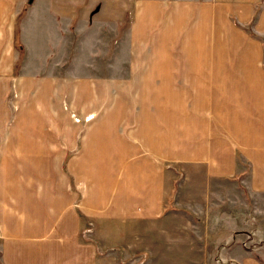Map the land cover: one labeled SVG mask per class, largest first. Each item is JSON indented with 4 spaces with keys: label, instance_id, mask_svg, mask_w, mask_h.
<instances>
[{
    "label": "crops",
    "instance_id": "obj_1",
    "mask_svg": "<svg viewBox=\"0 0 264 264\" xmlns=\"http://www.w3.org/2000/svg\"><path fill=\"white\" fill-rule=\"evenodd\" d=\"M260 39L264 0H0V264H264Z\"/></svg>",
    "mask_w": 264,
    "mask_h": 264
},
{
    "label": "rangeland",
    "instance_id": "obj_2",
    "mask_svg": "<svg viewBox=\"0 0 264 264\" xmlns=\"http://www.w3.org/2000/svg\"><path fill=\"white\" fill-rule=\"evenodd\" d=\"M98 8H93L90 12V15H94L96 12H97ZM125 25H120V27H118L119 29L121 28H124ZM250 29V28H249ZM120 32L118 33H115V36H120ZM262 42H263V67H264V39H260ZM25 41H26V44H27V47H28V43L31 44V48H32V52H34L37 48H39V44L37 42V39H34L32 38L30 40L29 37H25ZM79 41V40H77ZM82 41V46H79L78 49H76V52H78L79 50V54L76 56V61H79L81 62V65L79 64V67L78 68H71L67 71V75L69 76H76V77H81V78H91L93 76H96L97 78L99 79H104L106 77V71H100L101 69L98 68L97 70V73L95 72H89L87 69H85L84 67H87L88 64L92 63V61H95L97 65L101 66V65H105L107 61V55H106V46L109 44H112L113 46L112 47H107V48H114V51L116 50V47L120 44V43H125L126 40L125 39H120V38H113V39H99L98 41L93 39L92 37H90V39H85V40H81ZM71 45H73V41L71 42ZM134 45H137V41H133V40H129V49H133ZM62 46V42L59 40V38H56V37H47V38H44L42 39V44H41V48H48L49 50H47V56H51V58L48 60V64L45 65V63L42 61L41 62V66H42V70L39 71V70H36V67L37 66H30L28 67L27 71L28 72H31L32 75H37V74H40V73H44L45 71L47 73H51V70H50V63H51V59L53 60L54 57H55V52L58 48H60ZM96 46H99L101 48V50L94 54L95 53V49H96ZM58 47V48H57ZM74 48V47H73ZM72 48V49H73ZM80 48V49H79ZM29 50V48H28ZM72 52V51H71ZM76 53H73V56L72 58L75 56ZM115 54L112 55V57H115L114 56ZM122 55V47L120 46L119 47V52L117 53L116 55V58L117 59V56L120 57V60L118 61L117 59V62H120L121 61V57H125L126 56V46H125V56H121ZM131 56V55H130ZM110 57V55H109ZM134 57H138L137 55L133 56ZM70 58V57H69ZM22 59V52H21V55L19 56V60L21 61ZM71 60V58H70ZM95 64V63H94ZM17 68H18V64H17ZM96 68V67H95ZM104 69V68H103ZM60 74L62 73L61 70L58 71ZM80 169H83V174L87 177V175L90 174L91 170H93L92 168H80ZM100 169H105V168H100ZM39 167H27V168H22V167H19L18 168V171H19V175L21 176H26L28 177V181H31L32 180V176L33 178L40 175V174H43V168H41V170ZM67 168H62V172L63 173H66L67 174ZM31 172H33V174H31ZM243 173H246L243 172ZM83 179H85L83 177ZM180 179V176L179 178ZM243 202L244 199H243ZM260 202V203H259ZM246 207H253L257 204H259L260 206H263V210H264V201L262 200H251V199H248L246 198ZM260 220H254V222L256 223L255 226H259V230L258 231H255V232H252L253 235H252V239L254 240H258V238H263L264 237V216L262 217H259ZM191 249V248H189ZM262 250V249H260ZM263 251V250H262ZM198 253V249L197 248H194V253L193 254H196ZM261 255L264 257V254L260 251ZM188 263H193V264H210L209 263V260L208 258H206L202 255L200 256H195V257H189L188 259Z\"/></svg>",
    "mask_w": 264,
    "mask_h": 264
},
{
    "label": "trees",
    "instance_id": "obj_3",
    "mask_svg": "<svg viewBox=\"0 0 264 264\" xmlns=\"http://www.w3.org/2000/svg\"><path fill=\"white\" fill-rule=\"evenodd\" d=\"M18 48L20 49V46L18 45ZM19 52V56L21 55V52H20V50L18 51Z\"/></svg>",
    "mask_w": 264,
    "mask_h": 264
}]
</instances>
